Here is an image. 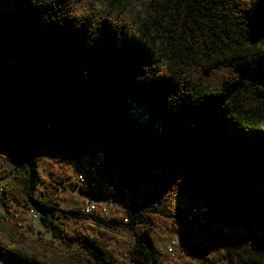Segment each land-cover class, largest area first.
Here are the masks:
<instances>
[{
  "label": "trees",
  "instance_id": "1",
  "mask_svg": "<svg viewBox=\"0 0 264 264\" xmlns=\"http://www.w3.org/2000/svg\"><path fill=\"white\" fill-rule=\"evenodd\" d=\"M101 134L96 158L131 179L219 191L233 199L222 222L264 229V0H0V251L13 264H119L122 229L133 264H158L157 219L187 225L157 194L107 218L60 207L68 175L42 177V151L79 155ZM18 208L40 214L49 254L6 245ZM187 253L176 264H264V234Z\"/></svg>",
  "mask_w": 264,
  "mask_h": 264
},
{
  "label": "rangeland",
  "instance_id": "2",
  "mask_svg": "<svg viewBox=\"0 0 264 264\" xmlns=\"http://www.w3.org/2000/svg\"><path fill=\"white\" fill-rule=\"evenodd\" d=\"M129 113L131 118L140 123H144L146 120V115L133 107ZM152 127L158 129V122H153ZM103 137L102 134L95 136L89 144L83 146V151L79 155H70L53 145L46 146L42 151L37 162L38 171L42 177L49 178L50 170L54 171L55 169L65 170L68 175L66 184L59 194L61 208L80 206L89 195H92L96 201L97 212L105 209L110 215L122 209L123 201L134 205L144 203L147 206L149 203H153L150 200L153 194L165 198L163 202L168 210H175L179 204L206 205L209 212L201 218V222L197 226H179L177 224L171 226L163 219H157L159 229L153 234V239L161 252L158 264H176L184 259H190V254L187 251L211 255L226 242L251 240L264 234V229L251 228L247 231L222 222L219 217L225 212H229L233 199L219 191L211 192L204 187L190 183L181 187L175 186L166 192L159 182L161 174L152 173L146 180H133L126 176L118 166L104 160L99 163L96 174L91 175L88 168L95 155L101 150L100 141ZM9 167H11L10 163L0 165V168ZM78 176L88 179L89 183L83 184L87 186L85 190H81L79 185L75 184L74 179ZM90 183H93V186ZM106 184L119 185L121 192L115 188L110 190ZM7 225L17 227L16 236L6 242L7 246L18 245L34 248L49 254L57 242L51 236L49 229L42 225L41 220L39 218L31 219L27 210L18 208ZM79 229L95 234L99 228L93 221L86 220L79 224ZM131 239L132 232L129 229H122L110 242L116 250L119 264H133L129 259V241ZM169 242H174L177 251L173 257L166 253V246ZM0 264H13L2 251H0Z\"/></svg>",
  "mask_w": 264,
  "mask_h": 264
},
{
  "label": "built area",
  "instance_id": "3",
  "mask_svg": "<svg viewBox=\"0 0 264 264\" xmlns=\"http://www.w3.org/2000/svg\"><path fill=\"white\" fill-rule=\"evenodd\" d=\"M91 162L92 163L90 167L88 168L89 173L91 175H95L97 170L99 169V163L101 162V160L96 158V155H95V158ZM74 182L77 185H83V184L89 183L88 179L83 176H78L77 178L74 179ZM90 184L93 186V183H90ZM106 185H107V188L111 190V184L109 185L106 184ZM80 210L84 214H94V215H98L103 218H107L110 215L108 214V212H106L105 209H102L101 211L97 212L96 201L92 197V195L87 196V198L82 202V204L80 205ZM27 213L31 219H37L40 216V214L33 209L27 210ZM175 213L180 218L183 219L184 224H187L189 226H194V224L192 223L199 224V222H201V218L205 216L206 214H208V207L206 205L179 204V206L175 208ZM166 253L169 256H175L177 254V251L175 250L174 242H169L167 244Z\"/></svg>",
  "mask_w": 264,
  "mask_h": 264
},
{
  "label": "bare ground",
  "instance_id": "4",
  "mask_svg": "<svg viewBox=\"0 0 264 264\" xmlns=\"http://www.w3.org/2000/svg\"><path fill=\"white\" fill-rule=\"evenodd\" d=\"M112 188V187H111ZM208 212H209V210H208ZM173 257V256H172Z\"/></svg>",
  "mask_w": 264,
  "mask_h": 264
}]
</instances>
